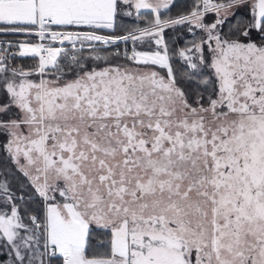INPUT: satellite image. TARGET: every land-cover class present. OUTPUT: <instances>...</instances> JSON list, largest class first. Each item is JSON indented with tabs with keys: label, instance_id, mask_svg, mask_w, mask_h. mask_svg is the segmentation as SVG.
Returning a JSON list of instances; mask_svg holds the SVG:
<instances>
[{
	"label": "snow or ice",
	"instance_id": "1",
	"mask_svg": "<svg viewBox=\"0 0 264 264\" xmlns=\"http://www.w3.org/2000/svg\"><path fill=\"white\" fill-rule=\"evenodd\" d=\"M174 6L0 0V264H264V0Z\"/></svg>",
	"mask_w": 264,
	"mask_h": 264
},
{
	"label": "trees",
	"instance_id": "2",
	"mask_svg": "<svg viewBox=\"0 0 264 264\" xmlns=\"http://www.w3.org/2000/svg\"><path fill=\"white\" fill-rule=\"evenodd\" d=\"M190 4H191V0H175V6L171 8V14H173V15L176 14L178 11L187 8ZM134 19L135 18H128L129 22H131ZM18 36H20V35L12 34L11 38H12V40L17 41V39L19 38ZM29 37H31V38H28V37L27 38L31 42L36 41V36H29ZM165 38H166V40H168L170 42L172 40H175V43L170 44V46L175 47V48H180V47H183L185 45L186 41H190L193 37L191 34L187 33L186 30H184L181 26H177L175 29L166 30ZM1 39H9V38H1ZM119 47L121 49L122 45H119ZM125 47L127 48L128 52L130 53L131 49L133 47L132 42L128 41L127 43H125ZM136 47L138 48V50H145L139 42H137ZM84 54L87 55V51H85ZM15 63L22 64L25 67H29L35 63V59L32 57H19V58H16Z\"/></svg>",
	"mask_w": 264,
	"mask_h": 264
},
{
	"label": "rangeland",
	"instance_id": "3",
	"mask_svg": "<svg viewBox=\"0 0 264 264\" xmlns=\"http://www.w3.org/2000/svg\"><path fill=\"white\" fill-rule=\"evenodd\" d=\"M143 11V10H142ZM130 18H135V16L133 17H130ZM212 19V17H208V20L210 21ZM12 34H15V33H4V34H0V40H12L11 36ZM20 36H18L19 38L17 39V41H22V40H28L30 41L28 38H31L29 36H24L23 34H18ZM5 36V37H4ZM28 37V38H27ZM1 38H9V39H1ZM31 42V41H30ZM58 46V43L56 44ZM119 45H122V48L121 50L123 51L126 47H125V43L124 42H120ZM66 47H70L69 50H71V45L68 43V42H65V45ZM79 47V46H78ZM85 51H87V49H85ZM19 58V57H17Z\"/></svg>",
	"mask_w": 264,
	"mask_h": 264
},
{
	"label": "built area",
	"instance_id": "4",
	"mask_svg": "<svg viewBox=\"0 0 264 264\" xmlns=\"http://www.w3.org/2000/svg\"><path fill=\"white\" fill-rule=\"evenodd\" d=\"M24 36H26V35H24ZM32 36H35V35H32ZM9 41L13 42V44L19 42V41H14V40H0V42H5V44H6L7 42H9ZM22 41H24V40H22ZM35 42H38V37H36V41H35ZM35 42H33V43H35ZM55 46H57V45H55ZM60 46H61V45L58 44L57 47H60ZM99 46H100V47H103L102 45H99ZM64 47L67 48V49L70 48V47H66V46H64ZM11 51L16 52V53H17V57H20V56L18 55V49H17V48H13V49H11Z\"/></svg>",
	"mask_w": 264,
	"mask_h": 264
},
{
	"label": "crops",
	"instance_id": "5",
	"mask_svg": "<svg viewBox=\"0 0 264 264\" xmlns=\"http://www.w3.org/2000/svg\"><path fill=\"white\" fill-rule=\"evenodd\" d=\"M30 57V56H29Z\"/></svg>",
	"mask_w": 264,
	"mask_h": 264
}]
</instances>
